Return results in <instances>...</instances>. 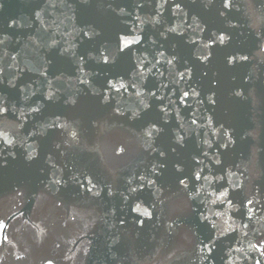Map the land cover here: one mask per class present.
Masks as SVG:
<instances>
[{
  "label": "water",
  "instance_id": "1",
  "mask_svg": "<svg viewBox=\"0 0 264 264\" xmlns=\"http://www.w3.org/2000/svg\"><path fill=\"white\" fill-rule=\"evenodd\" d=\"M224 3L0 0V264H264V0Z\"/></svg>",
  "mask_w": 264,
  "mask_h": 264
},
{
  "label": "snow or ice",
  "instance_id": "2",
  "mask_svg": "<svg viewBox=\"0 0 264 264\" xmlns=\"http://www.w3.org/2000/svg\"><path fill=\"white\" fill-rule=\"evenodd\" d=\"M228 6H229V4H228V0H225L224 7H228ZM177 7H179V6H177ZM37 15H39V13H37ZM170 30H171V31H175V29H170ZM219 40H220L221 43H223V41H224V36H223L222 34L219 36ZM138 42H139V38H137L136 41H126L125 44H124V48H127V47H128L130 44H132V43H138ZM0 43H2V41H0ZM124 48H121L120 51L123 52V51H124ZM161 55H163V53H161ZM207 58H208V57H205V59H207ZM244 59H246V57H245ZM104 62H105V63L108 62V58H107V57H105ZM229 62H231V61H229ZM168 63H171V61H168ZM181 75L183 76V74H181ZM81 82H82V83H86V81H81ZM107 84H108L109 87L115 88L116 91H119L120 89H123V88L125 87L124 84L121 83V84L119 85V87L117 88L116 85L112 84V81H111V80L107 81ZM137 95H139V93H137ZM153 95H155V93H153ZM187 95H188V93L185 92V93H184V96L187 97ZM237 95H239V93H237ZM104 99L107 100V97L105 96ZM210 99H211V98H210ZM147 107H148V106L145 105V108H147ZM3 111H5V109L0 108V113H2ZM33 111H36V109H33ZM133 115L136 116V115H138V114H137V113H133ZM192 123L195 124L196 121L193 120ZM156 130H157V129H155V127L153 126L152 129H150L149 131L146 132V135L151 136V135H152V132H153V131H156ZM178 139H179V138H178ZM5 143L10 144L9 140H7L6 137H5ZM161 155H163V153H161ZM31 157H32V154H29V159H31ZM198 162H199V161H198ZM216 162L219 163V161H216ZM178 170H179V169H178ZM195 178H196V180H199V179L201 178V177H200V174L197 173ZM140 179L143 180L144 177L141 176ZM205 179H207V177H205ZM57 183H59V181H57ZM152 183H153L152 180H149V181H148V184H152ZM179 183L182 184V185L187 186V185H186V182H185L184 179H180ZM132 190H133V191H136V189H132ZM89 191H91V189H89ZM227 195H228L227 190L221 191V192L219 193V195L217 196V200H221V202H223V200H222L221 198H226ZM215 202H216V201H213V203H215ZM228 203H231V201L228 200ZM249 203H251V201H249ZM137 207H138V206H137ZM144 215H145V216H148L149 213H148L147 211H145V212H144ZM203 219L206 220L207 217H203ZM213 227H215V225H213Z\"/></svg>",
  "mask_w": 264,
  "mask_h": 264
},
{
  "label": "clouds",
  "instance_id": "3",
  "mask_svg": "<svg viewBox=\"0 0 264 264\" xmlns=\"http://www.w3.org/2000/svg\"><path fill=\"white\" fill-rule=\"evenodd\" d=\"M9 142L11 143V141L9 140Z\"/></svg>",
  "mask_w": 264,
  "mask_h": 264
}]
</instances>
